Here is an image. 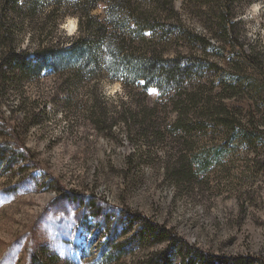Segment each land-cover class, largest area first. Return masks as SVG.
Listing matches in <instances>:
<instances>
[{
  "label": "rangeland",
  "instance_id": "1",
  "mask_svg": "<svg viewBox=\"0 0 264 264\" xmlns=\"http://www.w3.org/2000/svg\"><path fill=\"white\" fill-rule=\"evenodd\" d=\"M249 1L238 40L263 56L264 0ZM174 7L205 32L182 0ZM82 8L41 0L18 31L17 49L34 57L48 46L52 65L0 99V264H264V76L247 70L260 95L225 101L251 145L210 127L183 139L171 131L179 96L105 70ZM104 8L101 0L90 16L102 20ZM81 31L94 54L82 63L70 44ZM181 49L221 66L201 80L220 92L231 48ZM144 112L153 129L118 121ZM150 224L160 238L144 234Z\"/></svg>",
  "mask_w": 264,
  "mask_h": 264
},
{
  "label": "trees",
  "instance_id": "2",
  "mask_svg": "<svg viewBox=\"0 0 264 264\" xmlns=\"http://www.w3.org/2000/svg\"><path fill=\"white\" fill-rule=\"evenodd\" d=\"M39 1L0 0V99L11 92H19L16 87L21 89L25 82L50 66V47L37 49L41 53L34 57L17 49L16 39L24 17L34 16ZM50 1L54 3L53 10L57 11L64 0ZM100 1L77 0L85 9L79 18L87 20L84 25L87 35L94 36L93 40L98 42V50L106 66L104 69L116 71L114 77L124 83V78L129 76L133 82L144 81V87L151 83L158 86L164 83L173 89L175 95L179 96L176 107L180 101L182 105L177 109L171 131L178 133L181 138H189L190 134L201 133L204 127H210L226 134L232 133V139L237 140L240 135L239 122L225 101L241 95L244 90L260 95L263 87L257 81L248 79L247 70L264 76V55L256 51L255 47L249 44L245 46L244 42L238 40L242 35L237 33V29L241 26L245 6L250 1L182 0L184 13L197 19L204 33H196L189 28L185 15L174 7L175 0H103L104 16L98 21L90 16V11ZM83 32L70 41L73 54L81 63L94 55L87 50L88 42ZM133 32L135 37L132 36ZM212 41L217 44H212ZM225 45L231 48V52L224 50ZM192 46L200 50V55L202 52L220 55L222 50L228 53L231 71L217 78L222 85L220 92L212 94L213 78L209 83L201 80L207 73H216L221 66L204 57L181 53L182 47L190 51ZM169 52H174V55L169 56ZM144 108L151 112V109ZM149 116L146 112L143 116L134 113L118 121L128 126L127 119H130L142 130H148L154 127L147 120ZM190 116L201 119L206 123L205 126L191 121L193 117ZM239 140L245 145L252 144V136L248 133L240 135ZM4 151L0 146V165L5 160ZM185 171L188 173L185 169L180 174L187 177ZM153 227L156 226L150 224L144 234L160 238L162 233ZM236 259L237 264H249L252 260L248 257ZM193 260L189 264H196Z\"/></svg>",
  "mask_w": 264,
  "mask_h": 264
}]
</instances>
